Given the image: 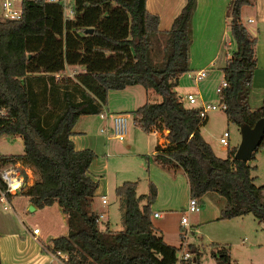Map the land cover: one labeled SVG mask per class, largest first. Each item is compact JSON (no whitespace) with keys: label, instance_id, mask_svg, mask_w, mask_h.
Listing matches in <instances>:
<instances>
[{"label":"trees","instance_id":"obj_1","mask_svg":"<svg viewBox=\"0 0 264 264\" xmlns=\"http://www.w3.org/2000/svg\"><path fill=\"white\" fill-rule=\"evenodd\" d=\"M144 2L73 0L72 15L64 17L59 3L20 0L19 17L0 18V135H18L22 142L20 153L0 154V162L29 165L37 177L20 193L34 206L55 202L65 215L66 233L42 242L50 251H63L65 264L175 262L180 246L166 243L150 219L149 205L156 195L151 181L144 193H136L132 180L116 185L122 227L98 226V215L90 209L97 182L87 172L94 152L75 149L69 138L79 115L99 113L108 90L129 84L159 95L130 110L136 125L146 132L154 127L162 138L155 141L152 159L163 167H180L190 197L208 191L222 196L218 218L250 213L264 224V182L254 183L255 165L233 158L235 146L226 148L223 157L214 154L199 133L206 118L199 119L198 106L185 104L174 89L189 70V19L195 0H185L165 30L157 28V14L146 10ZM247 2L231 0L227 7L233 46L220 67L225 85L217 93L225 118L236 126L252 125L264 116V86L256 108L247 102L255 67V37L239 17ZM152 35L155 42L163 36L158 61L150 55ZM68 64L83 69L70 75L65 72ZM259 146L264 147V135ZM211 245L215 264H231L226 244ZM186 249L194 259L179 264H201L197 247L187 243Z\"/></svg>","mask_w":264,"mask_h":264},{"label":"rangeland","instance_id":"obj_2","mask_svg":"<svg viewBox=\"0 0 264 264\" xmlns=\"http://www.w3.org/2000/svg\"><path fill=\"white\" fill-rule=\"evenodd\" d=\"M64 13L68 14L67 11H64ZM247 14L253 15V10L249 2L242 6L240 15H242L243 21ZM0 18L3 17L0 16ZM150 37L152 41L150 55L153 61H158L161 55L160 46L163 36L158 37L160 40L158 42L153 41V35ZM214 66L213 68L207 69V75L197 81H193L192 77L195 72L193 69H189L178 77L174 89L185 104L187 103L184 95L187 92L194 93L204 102L218 103L215 87L222 80V72L220 68H217L216 65ZM79 67L78 65L67 66L65 72L71 75L73 72L78 71ZM120 93L115 89L109 90L106 97L107 103H115L119 96H121ZM261 96L262 88H250L247 98L250 108H256L260 104ZM158 99L159 95L147 90L146 100L155 101ZM105 104L102 109L105 107ZM122 104L129 106L126 107V138L123 141L109 139L104 148L99 149L97 153L93 151L94 156L91 160L93 168L91 172L94 176L95 173L96 175L98 174L97 185H99L101 193L105 194L107 201L101 204L100 208L104 210L107 220L104 221V218H102V221L97 224L101 228L105 225L111 229L122 227L118 197L114 194V186L116 184H119L123 180H132L136 182V193H144L147 191L148 181H151L154 185L156 183V195L149 206L151 208L154 207L160 216H151L150 219L155 226L156 224L162 225L163 236L166 240H170L174 242L173 244L175 246H180V248L184 249H186L188 242L196 246L199 252L198 259L201 264H215L214 258L210 256V250L213 248L211 245L212 242L226 244L228 246L233 264L250 263L248 258L255 256V252L248 248L249 240L253 238L258 242H264V224L254 218L250 213L231 218H218V206L222 204L223 198L213 191L205 192L199 198L195 197L198 202V209L188 211L186 204L190 196L187 193L184 174L181 172L169 174L162 166L153 162L150 157L146 160L145 154L150 150L149 135L141 128H137L132 120L130 108L136 106L133 105L132 99H126L122 101ZM97 117L96 115L95 119L98 122L100 119ZM106 124L107 122L101 120L97 123V126L102 127ZM223 130H227L229 133L227 137L229 146H236L240 140L238 126L229 122L224 116L223 109L220 108L209 110L206 120L199 125L200 135L209 144L214 154L220 157L226 154V150L221 147L217 140ZM21 151L22 142L18 135H0V154L20 153ZM262 151L263 148L259 146L254 153L259 155ZM252 160L253 158L248 159V161ZM33 172L35 174H32V178L34 177L35 179L37 173L34 170ZM262 182H264V179L261 175L254 177L255 184ZM12 201L13 209H2L0 203V209H2L0 216L4 225V231L2 232H6V230L15 231L18 234L20 232L21 236L25 237L29 231L24 226L29 230L35 224L41 229L42 233L47 231L49 234H52L50 228L62 222L58 217V212L53 208L35 206V208L29 209L30 202H28L25 194L20 192L13 194ZM183 215L187 219V225L185 226L187 227L186 232H184L185 227L180 223V217ZM155 233L160 234V231L155 228ZM21 236L19 235V237ZM242 238L245 241H241ZM180 248L176 250V255L180 252ZM261 249L259 251L262 253ZM255 259L260 263L258 258L255 257Z\"/></svg>","mask_w":264,"mask_h":264},{"label":"crops","instance_id":"obj_3","mask_svg":"<svg viewBox=\"0 0 264 264\" xmlns=\"http://www.w3.org/2000/svg\"><path fill=\"white\" fill-rule=\"evenodd\" d=\"M230 1L231 0H195L193 11L189 19L190 40L188 45V64H187L189 69L196 70V69L204 68L206 72L205 74L206 76L207 69H210L211 67L212 68L215 67L214 65H216L217 68H220L224 64L225 58L229 55V51L233 46L228 31V26H227L228 18L226 15L227 7ZM184 2L185 0H145L144 4L146 10L157 14L158 17L157 28L159 30H165L169 28L172 18L178 13ZM248 2L253 10V15L247 14L245 20L244 21L242 20L243 18L242 15L240 14L242 11V6L245 5L243 4L241 5L239 10V17H240V21L245 26L249 34L255 37V42L253 44L255 67L253 69L251 76L250 88L261 89L264 86V0H248ZM248 18L250 20H247ZM246 22L249 24H247ZM67 66H73V65L68 64L65 66V68ZM78 66H80L78 71L83 69L81 65ZM117 90L121 92L120 93L121 96H119V98L116 100L115 103H110V102L107 103L108 101H106L105 107L101 110L102 112L101 114L103 115L100 116L99 113L81 114L77 117L72 127L73 132L69 135V138L71 139L73 143V147L75 149L90 148L92 151L97 153L99 149L104 148L107 145V142L110 138L106 139L105 136L99 132L98 129L101 126L98 127L97 123L103 120L108 124L109 118L107 115L110 113L122 112L127 114L126 107L129 106L123 105L122 101L126 99H132L134 103L133 105L138 106L146 100L147 90L150 89H145L140 84H129ZM136 106H133L132 108H130V110L135 108ZM96 115L98 116L97 118L100 119L98 122L95 119ZM93 121L94 123L92 124ZM136 126L137 128H140L138 125ZM147 135L150 136V137L148 136V141L150 143V150L146 152L145 158L146 160H148V157H150L153 162L160 165L159 163H157L155 160L152 159L153 146L155 144V139H156L155 134L147 132ZM228 147H230L229 141H228V146L225 147L224 149L226 150V148ZM262 148H263L262 153H259V155H256L254 153L253 160L248 162L250 164L255 165V168L251 170V174L254 175V177H258L261 175L264 179V147ZM162 168L167 172H169V174L181 172L185 176L184 171L180 167L167 168L162 166ZM30 169L32 174L34 175L35 173L33 172V169L31 167ZM92 170L93 168L91 161L88 166L87 172L88 175L93 180H96V182H98L97 180L98 174L96 175L95 173L94 176V174L91 172ZM33 179L34 177L31 178V181H28L25 185L30 184ZM185 180H186V188L188 193V184H187L186 176H185ZM12 196L13 194L8 198L9 206L6 208L13 209ZM102 198L104 199L103 202L101 201ZM28 202L30 201L28 200ZM106 202L107 201L105 199V194L101 193L100 187L99 185H97L90 200V209L98 215L97 223L101 222L102 218H104V221L107 220L104 210L100 209L101 204ZM223 202L224 200L222 201V204ZM222 204H220V206ZM220 206H218V211ZM43 207L53 208L56 212H58V217L62 222L61 224H58L57 226H52L50 228L52 234H49V232L47 231L42 233L41 229L39 228V233L37 234L36 238L32 236L30 229L28 230L25 226L24 228L30 233V234L28 233L25 237H22L20 232L19 234L15 231H9V230H6V232H2L4 231V225H3V220L0 216V233H2L0 234V264H58L57 259L53 257L49 252H45L41 250L39 245V240L41 242H46L50 237H54L60 234H65L67 230V226L65 223V215L60 211L58 205L55 202L49 205L41 206V208ZM33 208H35L34 205H32V209ZM149 208H150V217L154 216L153 212L156 210L154 209V207L151 208L149 206ZM2 209H0V212H2L1 211ZM155 216L159 217L160 214L157 212V215ZM154 227L160 231L161 237L166 242L174 245L173 244L174 242L170 240H166L164 238L161 224H156V226L154 225ZM19 235L22 238L19 237ZM241 241H245L244 238H242ZM248 248L255 252V256L248 258L250 262L248 264H264V242L261 243L252 238V240H249ZM260 248H262L261 249L262 253L259 251ZM229 255H230V251H229ZM255 257L258 258L260 263L256 261ZM230 261H231V257H230ZM231 264H233L232 261Z\"/></svg>","mask_w":264,"mask_h":264},{"label":"built area","instance_id":"obj_4","mask_svg":"<svg viewBox=\"0 0 264 264\" xmlns=\"http://www.w3.org/2000/svg\"><path fill=\"white\" fill-rule=\"evenodd\" d=\"M48 2L59 3L62 7V14L64 17L72 15V4L73 0H46ZM67 11L68 14L64 13ZM21 12L20 8V0H0V16L3 18H17L19 17ZM247 20H250L249 18ZM206 74L204 68H200L195 70L193 73V81H197L204 77ZM225 85V81L222 79L221 82L215 87L216 94L219 92L221 86ZM184 99L187 105L198 106V117L199 119H204L207 117V112L212 109L220 108L223 109L225 105L221 101H217L218 103L204 102L199 99L194 93L187 92L184 95ZM4 112L3 108L0 107V114ZM102 112H99V115ZM109 118V122L107 125H103L99 127V132L102 133L105 138L115 139L117 141H121L125 138L127 134V115L122 112L110 113L107 115ZM165 131V130H164ZM163 131V132H164ZM149 133L155 134V141L161 142L162 138L159 137V132L154 127H150L147 131ZM228 131L223 130L219 137L217 138L221 147L225 148L228 146ZM32 172L29 165L22 163L19 160H15L14 162H0V181L3 184V188L0 189V203L2 208H6L9 206V201L6 196L9 194H16L21 191L22 187L28 182L31 181ZM103 197V196H102ZM102 202L104 199L102 198ZM186 209L188 211H194L198 209L197 201L194 197H189L188 202L186 204ZM153 215H157V212L154 211ZM98 219V216H97ZM186 217L183 215L180 217V223L182 226H186ZM187 231V227L184 228V232ZM30 232L34 238H36L39 233V227L34 225L30 228ZM184 237V236H183ZM185 242V241H184ZM41 250L45 252H49L53 257L57 259L58 264H65L64 261L66 259V254L57 249L55 251H50L47 247H45L42 242H39ZM182 246V245H181ZM180 248V247H179ZM180 252L175 257L174 264H179L180 261L193 257L192 253H190L187 249L180 248Z\"/></svg>","mask_w":264,"mask_h":264},{"label":"water","instance_id":"obj_5","mask_svg":"<svg viewBox=\"0 0 264 264\" xmlns=\"http://www.w3.org/2000/svg\"><path fill=\"white\" fill-rule=\"evenodd\" d=\"M240 140L235 146L233 158L248 160L264 135V116L258 117L252 125L241 123L238 126ZM32 209V205L29 206ZM192 257V261H193Z\"/></svg>","mask_w":264,"mask_h":264}]
</instances>
